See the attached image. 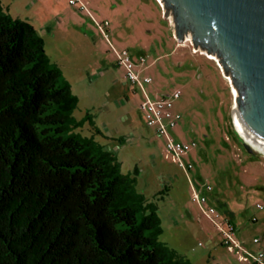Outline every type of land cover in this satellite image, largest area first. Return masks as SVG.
Masks as SVG:
<instances>
[{"label": "rangeland", "instance_id": "1", "mask_svg": "<svg viewBox=\"0 0 264 264\" xmlns=\"http://www.w3.org/2000/svg\"><path fill=\"white\" fill-rule=\"evenodd\" d=\"M27 1L16 0L14 14L28 17L44 36L51 61L79 96L75 117L82 120L89 107L98 123L120 128L114 138L97 131L94 120L74 130L113 151L124 173L139 168L138 190L159 206L160 238L198 264H247L223 243L206 205L194 198L196 188L224 216H234L235 238L245 248L264 249V207H258V202L264 204V151L255 145L254 150L246 148L231 115L230 86L219 63L176 39L160 0H83L87 10L69 0H41L27 10ZM106 20L109 24L102 29L98 22ZM125 48L136 61L135 69L142 77L152 76L151 82L139 87L127 77L116 52ZM142 52L146 62H140ZM95 68L104 70L97 79L92 76ZM175 88L182 95L174 109L183 117L172 134L197 142L183 156L194 163L190 170L166 155V137L147 124L141 109L145 96L157 98ZM108 100L110 112L101 108ZM130 131L132 138L121 140ZM205 183L213 189L207 191ZM165 184L168 188L160 192ZM256 236L260 243L254 242Z\"/></svg>", "mask_w": 264, "mask_h": 264}, {"label": "trees", "instance_id": "2", "mask_svg": "<svg viewBox=\"0 0 264 264\" xmlns=\"http://www.w3.org/2000/svg\"><path fill=\"white\" fill-rule=\"evenodd\" d=\"M78 103L44 36L0 0V264H193L160 238L139 168L74 130L94 124Z\"/></svg>", "mask_w": 264, "mask_h": 264}, {"label": "water", "instance_id": "3", "mask_svg": "<svg viewBox=\"0 0 264 264\" xmlns=\"http://www.w3.org/2000/svg\"><path fill=\"white\" fill-rule=\"evenodd\" d=\"M160 2L176 39L217 60L246 148L264 151V0Z\"/></svg>", "mask_w": 264, "mask_h": 264}, {"label": "built area", "instance_id": "4", "mask_svg": "<svg viewBox=\"0 0 264 264\" xmlns=\"http://www.w3.org/2000/svg\"><path fill=\"white\" fill-rule=\"evenodd\" d=\"M70 4L78 6L81 10H87V4L83 0H69ZM103 29L104 25H108L109 21L98 22ZM118 55V62L124 65L126 68L127 77L139 87H142L145 82H151L152 76H141L136 67V61L128 49L116 50ZM147 57L141 55L140 62H146ZM182 90L175 88L171 93L163 94L160 97L152 98L149 95L145 96L141 103V109L144 112L145 120L147 124L154 127L155 130L166 137V150L167 156H171L172 159L179 163V165L185 169L190 170L194 167L192 161H187L183 158L184 154L189 152L191 148L197 144L196 140L184 141L177 139L173 136L172 130L179 124L183 115L181 112L174 109L175 99L180 98ZM207 191L212 190L213 186L210 183H205ZM194 198L200 203L206 205V212L214 219V223L222 231L223 243L232 251H238L240 253V259L247 262V264H264V249L261 247L257 251H252L245 248L239 240L235 238L236 223L231 221L229 217L224 216L216 206L209 204V199L206 195L201 194L196 188H194ZM258 207L263 208L264 204L258 202ZM255 243H260L261 238L254 237Z\"/></svg>", "mask_w": 264, "mask_h": 264}, {"label": "crops", "instance_id": "5", "mask_svg": "<svg viewBox=\"0 0 264 264\" xmlns=\"http://www.w3.org/2000/svg\"><path fill=\"white\" fill-rule=\"evenodd\" d=\"M3 1V4H4V7H5V9L7 10V11H9L14 17H18V18H21V17H23L22 15L23 14H19V12L18 13H16V14H14V5H15V3H17L16 2V0H2ZM40 2H41V0H28L26 3H25V5H26V7H27V10H30V9H32V8H34L35 6H38V5H40ZM15 7H16V5H15ZM28 20H29V18L28 17H26ZM22 19H24V18H22ZM30 21V20H29ZM35 25V24H34ZM150 30V29H149ZM174 34V33H173ZM141 55H143V52L141 53ZM102 74H104V70H102L101 68H95V70L93 71V73H92V76L94 77V79H97L99 76H101ZM74 88V87H73ZM126 99H127V96H122L121 97V100L122 101H126ZM110 102H109V100L108 101H104V103L102 104V106H101V108L103 109V110H105L106 112H110L111 111V107H110ZM86 109V112H85V114L86 113H89V116H91V117H93V120L95 121V127L96 128H98L99 130H102L103 131V134L104 135H106V136H108V137H111V138H114V137H116L113 133H115L114 131H120V128H110L109 127V125L107 124V122L106 121H102V122H100V123H98V121H97V113H96V115L95 114H93L92 113V111L90 110V108L89 107H87V108H85ZM131 133H133L132 131H130V132H128V135L126 134V135H124V136H121V138H123V139H125V138H127V139H131L132 137H131ZM227 216V215H226ZM227 217H229L230 219H232L233 220V222H235L236 223V221H235V218H234V216L232 215V216H227ZM188 257V256H187ZM190 258V257H189ZM191 259V258H190ZM192 260V262H193V264H198V263H195V261L193 260V259H191ZM205 261L206 262H209V258H205Z\"/></svg>", "mask_w": 264, "mask_h": 264}, {"label": "bare ground", "instance_id": "6", "mask_svg": "<svg viewBox=\"0 0 264 264\" xmlns=\"http://www.w3.org/2000/svg\"><path fill=\"white\" fill-rule=\"evenodd\" d=\"M204 53V52H203ZM207 54V53H206ZM208 57L210 58H214L212 57L210 54H208ZM215 59V58H214ZM235 124V123H234ZM237 128V127H236ZM237 130L240 132V130L237 128ZM241 133V132H240ZM242 134V133H241ZM243 135V134H242ZM244 136V135H243ZM245 137V136H244ZM246 138V137H245ZM247 139V138H246ZM248 140V139H247ZM249 141V140H248ZM250 142V141H249ZM252 144V143H251ZM254 146V144H252ZM260 149V148H259ZM263 151V150H262Z\"/></svg>", "mask_w": 264, "mask_h": 264}]
</instances>
